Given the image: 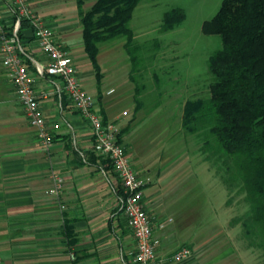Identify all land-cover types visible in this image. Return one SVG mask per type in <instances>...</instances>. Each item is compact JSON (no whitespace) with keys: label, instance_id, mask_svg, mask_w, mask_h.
<instances>
[{"label":"crops","instance_id":"crops-1","mask_svg":"<svg viewBox=\"0 0 264 264\" xmlns=\"http://www.w3.org/2000/svg\"><path fill=\"white\" fill-rule=\"evenodd\" d=\"M27 1L72 58L80 85L94 97L97 111L120 132L132 167L144 181L145 210L154 220L164 221L152 233L160 264H255L251 251L236 241L237 226H229L227 217L215 229L207 213L205 223L200 222L204 215L190 190H183L184 181L174 177L176 166H154L134 151L126 141L130 124L119 125L117 116L107 113L102 105L101 49L97 80L83 48L76 0ZM92 2L85 1L83 7ZM0 18L8 26L14 21L6 0H0ZM20 41L35 88L48 93L40 105L53 140L48 150L38 142L37 128L23 114L0 53V260L4 264H132L135 241L122 211L119 178L107 162L93 160L90 126L62 93V81L35 74L34 62L46 60L30 26L21 29ZM92 80L95 89L90 87ZM51 171L62 179L57 196L50 192ZM182 246L189 247L191 254L169 261Z\"/></svg>","mask_w":264,"mask_h":264},{"label":"trees","instance_id":"trees-1","mask_svg":"<svg viewBox=\"0 0 264 264\" xmlns=\"http://www.w3.org/2000/svg\"><path fill=\"white\" fill-rule=\"evenodd\" d=\"M140 1L93 0L83 7L85 0H76L83 48L97 80L101 77L97 61L101 46L123 41L131 62L136 109L143 104L138 97L144 86L133 75L140 70L139 47L129 20ZM184 18L183 8L171 7L163 12L159 29L172 30ZM26 26L30 25L22 19L19 39ZM201 31L217 35L220 45L206 60L208 93L184 102L181 126L200 137L204 161L227 189L226 204L230 206L234 194L246 206L230 218L229 226L240 228L245 247L260 264L264 262V0H221L214 15L202 22ZM92 156L112 167L107 158ZM118 193L122 199L121 187Z\"/></svg>","mask_w":264,"mask_h":264},{"label":"rangeland","instance_id":"rangeland-1","mask_svg":"<svg viewBox=\"0 0 264 264\" xmlns=\"http://www.w3.org/2000/svg\"><path fill=\"white\" fill-rule=\"evenodd\" d=\"M85 1L88 5L92 0ZM220 2L141 0L137 4L129 26L139 47L136 54L140 70L133 75L135 82L144 86L138 97L143 103L139 109L134 110L135 83L129 77L131 62L123 41L103 44V61L100 62L102 71H105L101 87L102 105L107 113L117 116L119 125L130 124L126 141L134 151L152 160L154 166H176L174 177L184 181L182 186L186 189L183 190H190L196 206L204 215L200 222L205 223L207 213L208 223L212 219L215 229L221 227L227 217L230 220L240 215L246 206L234 194L230 206L226 204L228 192L225 185L204 161L199 149L200 137L188 134L182 128L181 115L187 99L208 93L210 74L206 60L219 47L220 40L217 35L202 33L201 25L214 15ZM176 6L183 8L184 20L172 30L160 31L163 12ZM91 84L90 87L95 89L94 80ZM83 87L88 89L89 85ZM237 230L236 241L244 248L241 230L239 227Z\"/></svg>","mask_w":264,"mask_h":264},{"label":"built area","instance_id":"built-area-1","mask_svg":"<svg viewBox=\"0 0 264 264\" xmlns=\"http://www.w3.org/2000/svg\"><path fill=\"white\" fill-rule=\"evenodd\" d=\"M11 8L14 21L6 25L0 18V53L6 73L14 87L17 101L28 123L37 128V140L46 150L52 144L53 134L47 127L46 118L40 105L48 93L37 90L34 77L25 64L26 53L18 36L20 21L26 20L32 30L37 47L46 62H34L36 75H51L62 81V93L69 99L82 118L89 124L93 150L96 155L107 158L120 180L122 191V211L132 230L135 250L132 264H160L156 257L157 240L152 238L155 227L162 228V219L154 220L145 210L142 200L143 179L132 167L130 157L118 139L115 124L104 121L95 107L94 97L80 85L72 58L55 39L53 31L46 26L41 16L29 5L27 0H6ZM57 125H54L56 127ZM50 192L59 195L62 179L51 171ZM63 207V205H61ZM191 254L187 246L179 247L169 261H180ZM0 264H4L0 260Z\"/></svg>","mask_w":264,"mask_h":264}]
</instances>
